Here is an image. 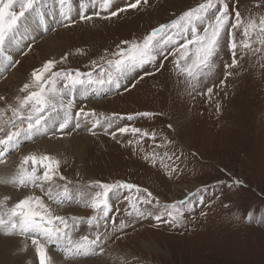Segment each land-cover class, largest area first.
Listing matches in <instances>:
<instances>
[{"label": "rangeland", "instance_id": "rangeland-1", "mask_svg": "<svg viewBox=\"0 0 264 264\" xmlns=\"http://www.w3.org/2000/svg\"><path fill=\"white\" fill-rule=\"evenodd\" d=\"M77 2L79 6V0H66L63 11L67 16L62 15L59 0H38L35 11L25 13V17L29 16L26 24L36 23L42 28V34H38L35 42L25 43L29 46L26 51H19L22 62L11 60L6 54L9 46L18 43L17 32L6 38L5 58L0 55V61L10 68L0 69V97L5 98L0 101V125L6 126L12 115L7 111L9 105L15 106L16 98L25 95L20 89L25 83H31L33 70L41 68L46 61H57L53 71L78 69L82 73L92 72L95 79L102 68L107 69L108 60L115 58L112 53L118 50V46H124L122 41L142 39L153 28L170 23L202 0H148L147 4L142 2L136 9L127 7L135 0H112L108 12L100 10V0H97L95 9L89 7L88 10L92 19L82 21L76 17H79ZM227 2L233 16L234 10L238 9L243 18L241 27L232 30L239 44L249 18H256L258 22L264 16V0ZM119 8L126 10L116 17L104 19ZM13 10L19 11L18 3ZM40 10L48 15L47 29L39 21ZM94 11L100 15H94ZM215 13L216 9H211L208 16ZM59 18L65 27L54 23ZM22 24L20 21L19 31ZM62 29L66 38L57 43L55 52L44 49L43 39H55ZM36 32L39 29L36 28ZM224 36L225 43L213 59L214 69L207 76L201 75L199 82L180 73L169 55L163 60L164 68L160 74L151 80V75H147L143 67L126 73L119 88L87 83L77 85L73 92L64 96V100L70 97V101L72 98L79 106L73 109L75 114L81 108L91 106L99 125L102 122L117 128L114 132L108 128L104 133L96 130L86 133L90 142H85L79 151L52 152L43 145L37 146L35 137L57 142L63 135H84L85 126L77 129L72 121L64 132L59 131V124L71 109L57 99L56 107L44 113L60 117L56 125L48 129L51 133L42 129L40 133L22 139L19 148L10 149L5 154L6 163L0 164V172L7 174H15L21 158L29 153L48 154L58 159L60 174L66 180L57 179L54 183L61 191L67 184L71 199L63 204H52L44 197L45 202L55 214L80 220L79 230L72 232L73 243L82 235L92 239L96 231L102 234L103 255L71 258L55 244L47 246L49 255L52 252L58 257L63 255V264L84 260H94L95 264H264V51L253 53L238 47L237 65L225 70L224 65L232 61V53L227 46V33ZM255 39L253 35V41ZM172 47L167 45L166 51ZM252 47L260 45L253 43ZM162 59L157 56V63ZM93 62L96 63L95 69ZM15 71L22 75L19 82L12 80L10 75ZM138 71L141 79L132 87L130 83ZM56 87L62 89L64 81L58 79ZM87 87L89 92L83 96ZM143 112L152 115H138ZM129 115L134 119L128 120ZM62 117H65L63 121L60 120ZM49 118L47 116V121ZM121 127H127L129 131L121 133ZM133 127L140 129L141 133L133 134ZM152 141L155 145L150 147ZM42 171L40 169L38 174ZM117 182L136 187L113 189L108 197L110 218L103 217L90 207L91 198L95 192L102 191L98 183L113 185ZM193 187L197 188L185 194V190ZM137 188L151 192L155 198L152 203H141L140 198L146 197V193L137 192ZM24 189L27 188L0 183V199L10 196L8 204L11 205L33 192L43 195L38 188ZM86 194L87 199L80 202ZM174 196L177 199L171 201ZM133 202L143 215H137L131 206ZM171 205L175 208H170ZM168 211L177 217L178 223L170 222ZM157 215H161V220L155 218ZM93 216L99 220V229L95 226L90 229L87 225V220ZM121 222L126 225L123 230L119 229ZM16 237L0 234V238ZM27 244L20 248L23 255L29 252L26 264H39L30 238ZM19 252V249L13 251L12 256L16 258ZM120 256L124 257L123 262H120ZM51 259L54 264L55 260Z\"/></svg>", "mask_w": 264, "mask_h": 264}, {"label": "snow or ice", "instance_id": "snow-or-ice-1", "mask_svg": "<svg viewBox=\"0 0 264 264\" xmlns=\"http://www.w3.org/2000/svg\"><path fill=\"white\" fill-rule=\"evenodd\" d=\"M59 2L62 6V15L67 16V13L63 11L66 0H59ZM142 2L147 4L148 0H135V2L129 3L127 7L136 9ZM17 3L19 4L18 12L13 10ZM37 3L38 0H0V54L4 51L6 38L18 30L19 22L22 17H25L26 12L35 11ZM96 3L97 0H79V18L81 20L92 19V16L86 15V13L89 7L94 10ZM111 5L112 0H100L101 11L108 12ZM211 9H216V13L209 17L208 13ZM125 10V8L112 10L110 15L105 16L104 19L116 17L119 12ZM93 14L99 16L100 12L94 11ZM205 21H207L206 25ZM242 23L243 18L240 11L235 9L233 16L227 0H202L196 7L184 11L170 23H163L153 28L142 39L122 41L124 46H118V50L112 53L115 58L108 60L107 69L102 68L95 79H93L92 72L82 73L78 69L53 71L57 61H46L41 68L33 70L31 83H25L20 89L25 95L17 97L16 105H9L7 109L12 115L6 122V126L0 125V164L6 163L5 154L10 149L19 148L22 139L40 132L44 126L42 121L47 122V116L44 115L46 110L55 108L57 99L63 103L64 96L73 92L77 85L87 83L119 88L120 80L126 73L137 68H143L148 64H152L155 71L158 72L164 68L163 60H167L169 55L173 57V63L180 73L186 75L191 81L199 82L201 75L207 76L214 69L213 57L225 43V33L228 37L227 46L232 53V61L230 64L224 65L225 70L237 65L238 47L253 53L264 51V16H261L258 22L256 18H249L243 27V39L238 44L232 30L239 29ZM199 25L204 26L199 27ZM253 35L256 38L255 41H253ZM253 43H258L260 47L253 48ZM167 45H173V47L166 51ZM157 56L163 58L160 63H157ZM92 67L95 69V62H93ZM146 74L154 75L155 73L147 72ZM227 74L231 75V73ZM58 79L64 81L62 89L56 87ZM132 87H135V84H132ZM208 92L211 93L212 89L209 88ZM4 99V97H0V101ZM67 106L71 109L70 101ZM81 115L87 118L94 113L85 112L81 108L76 113L74 126L77 129L81 126L79 121ZM138 115L149 117L152 114L143 112L138 113ZM127 119L132 120L134 117L129 115ZM71 121L72 117L67 116L59 124V131L64 132ZM99 123L97 120L93 127L98 126ZM89 131L92 129L89 128ZM119 131L126 133L129 129L121 127ZM131 132L133 134L141 133V130L133 127ZM92 134L95 135L94 132ZM142 134L148 135L147 133ZM60 163L58 159L48 154L29 153L21 158L15 174L9 180H0V183H7L15 188H38L43 194L36 195L35 192L27 194L23 199H19L11 205L8 204L11 199L10 196L6 195L0 199V234L30 238L32 245L35 246L39 264H52L47 246L58 244L61 241L66 242V251L72 252L74 250L75 255L87 257L103 255L104 253L102 234L99 231L93 234L94 238L92 239L88 235H82L79 242L73 243L72 232L79 230L80 220L76 217L69 219L57 215L49 206V203L63 204L71 199L67 184L62 186L61 191L54 183L57 179L66 180V177L60 174ZM40 169L43 171L38 174ZM98 187L102 191L94 193L90 207L95 212L102 213L103 217L110 218L109 193L115 188L131 190L136 186L117 182L113 185L98 183ZM137 192L146 193V197L140 198L141 203L150 204L155 199L152 197V193L146 189L137 188ZM44 197H47L49 203L45 202ZM131 206L137 215H143L135 202ZM169 207L175 208V205ZM167 214L171 218L170 222L178 223L177 217L171 211H168ZM155 218L161 220V215H157ZM87 225L90 229L94 226L99 229L100 223L97 216L88 219ZM125 227L123 222L119 224L120 230ZM113 231H116L115 227H113Z\"/></svg>", "mask_w": 264, "mask_h": 264}, {"label": "bare ground", "instance_id": "bare-ground-1", "mask_svg": "<svg viewBox=\"0 0 264 264\" xmlns=\"http://www.w3.org/2000/svg\"><path fill=\"white\" fill-rule=\"evenodd\" d=\"M79 11H80V9H78ZM78 13V12H77ZM46 14H49L48 12H46ZM28 16V15H27ZM25 17V20H21V22L23 23L22 25H23V27H22V29H21V31H19V30H17L16 32H17V36H16V41L18 42V43H16V44H12L11 46H9V47H11L8 51H7V53L6 54H8V58L9 59H11V60H14V59H16V60H20V62H22L21 60L23 59H20L19 58V51L22 53V51H26L27 49H28V45L27 44H25V43H27L28 42V44H31V43H33V42H35L34 41V39L36 38V37H38V34L39 33H41L42 34V28H40V26L39 25H37L36 23H32V24H30V26L29 25H27L26 24V22L29 20V16L28 17ZM76 17H78V15L76 16ZM76 17H74V18H72V19H68L69 21L68 22H70L71 20H74ZM39 21H40V23H41V25H43V27L45 28L46 27V23H47V21H48V15L47 16H45V12H43L42 10H40V12H39ZM60 22H62V19L61 18H59L57 21H55L54 23L55 24H58L59 26L58 27H65L66 25L65 24H60ZM67 22V23H68ZM53 23V24H54ZM24 25H25V27H24ZM56 27H57V25H56ZM56 27H54V28H56ZM36 28L37 29H39V32H36ZM45 29H47V28H45ZM53 29V26H51V29L50 30H52ZM61 32L59 33V36L58 37H55V39H53V38H50V37H46L45 39H43V40H45L44 41V43H43V48L44 49H48L50 52H55V50H56V48H57V43H62L63 42V40L66 38V33H64L65 31L62 29V30H60ZM15 32V33H16ZM13 36H14V34H13ZM40 37V36H39ZM38 39V38H37ZM1 55V57H3V58H5L4 56H3V53L2 54H0ZM28 58V57H27ZM8 69V68H10V66L9 65H4V64H2V61H0V69ZM11 75V77H12V80H14L15 79V81L16 82H19V80L21 79V77H22V75H20L19 73H17L16 71L15 72H13L12 74H10ZM23 80V79H22ZM8 81V80H7ZM10 82H8V84H9ZM6 86V85H5ZM7 87V86H6ZM9 87V86H8ZM5 89V88H4ZM1 91H3V90H1ZM89 92V89H88V87L86 88V91H83V96H85V93H88ZM69 94H67V96H68ZM83 98H85V97H82V99ZM96 100V99H95ZM70 101V97L67 99V100H64V102H65V105H66V107L68 108V106H67V104H68V102ZM71 104H72V107H71V110H69L70 112L66 115V116H71L72 117V122L74 123H76V114H75V112L73 111V109L74 108H77V107H79V106H76V102H73V100H72V98H71ZM79 104V103H78ZM91 105V104H90ZM71 111H73L72 113H71ZM84 111L85 112H90V113H93L92 111H93V109L91 108V106H89V107H87V108H85L84 109ZM47 116L48 117H50L49 118V120L47 121V122H44L43 121V127L41 128V130L42 129H44V130H46V132H47V134H50L51 132H49V128H51V127H54V125H56V123L55 122H57V120L60 118H57V116H55V115H50V114H47ZM52 116V117H51ZM63 118H65V117H62L60 120H62ZM63 121V120H62ZM79 121H80V125L81 126H85L84 128H83V132H84V135H79L80 137H78V135H76V136H66V135H63V137H62V140H59V141H53V142H48L47 140H45V139H42L41 138V140L39 139V137H35V141H36V143H37V146H42L43 145V147H47L50 151H52V152H57L58 150H64V149H70V150H73V151H79V149H82L83 148V146H84V143L85 142H90V137H87L86 136V133H90V132H92L93 130H96L97 132H106V130L109 128L110 130V132H114V131H116L117 130V128H112V127H109L108 126V124H104V123H102L101 122V124L102 125H98V126H95V127H93V126H91L92 125V123L94 122V121H96V119L93 117V115H91L90 117H87V118H85V117H81L80 116V118H79ZM75 123H74V125H75ZM88 126H90V128L92 129V131H89V128H88ZM75 127V126H74ZM41 130H40V132H41ZM55 130H56V128L53 130L54 132H55ZM40 132H38V133H40ZM53 132V133H54ZM117 133V132H116ZM45 135V134H44ZM67 135H69V133L67 134ZM46 138V137H45ZM30 140V139H29ZM28 140V141H29ZM7 165V164H6ZM14 174H12V173H9V174H7V173H5L4 171L3 172H0V180H4V181H7L8 179H10L12 176H13ZM197 187H193V188H190L189 190H185V191H187V192H185V194H190L192 191H194L195 189H196ZM28 189V188H27ZM27 189H24V190H27ZM30 189V188H29ZM28 189V190H29ZM31 190V189H30ZM6 191V190H5ZM8 191V190H7ZM35 191V190H34ZM30 192V191H29ZM31 192H33V191H31ZM25 193V192H24ZM195 193V192H194ZM193 194V193H192ZM16 195V194H15ZM21 195V194H20ZM88 195L86 194V195H84L83 196V198L81 199V201L80 202H84V200L85 199H87L86 197H87ZM2 196H1V193H0V198H1ZM75 197V196H74ZM183 197V196H182ZM184 198V197H183ZM174 199H177V197H171L170 198V200L171 201H173ZM27 240H29V238H27V239H25V237H23V236H17L15 239L14 238H8V239H6V238H0V264H21L22 262L24 263L25 262V259L26 258H29L30 257V255H29V252H27V253H25L24 255L22 254L23 253V251H21V247H24V246H26L25 244H27ZM74 240L75 239H72V241L74 242ZM26 241V242H25ZM25 242V243H24ZM30 242V241H29ZM77 242H79V241H77ZM28 245V244H27ZM55 245H57L58 247H59V249L60 248H62V250L64 251V253L65 254H67L69 257H71L72 258V256H77V255H75L74 254V250L72 251V252H68V251H66V242H63V241H61V242H59L58 244H55ZM20 250V252H19V256L17 255L16 256V258H14L13 256H12V252L13 251H15V250ZM21 253V254H20ZM107 253V252H106ZM18 254V253H17ZM31 254V253H30ZM51 255V257L55 260V262H54V264H63V261H62V256L61 257H58V255L57 254H55V253H51L50 254ZM127 255V254H126ZM130 256V255H129ZM64 257V256H63ZM99 257V256H98ZM107 257V256H106ZM105 257V258H106ZM116 257H117V254H116ZM34 258H35V256H34ZM120 258V259H119ZM118 259L120 260V262H123V258H121V256L119 257ZM128 258V257H127ZM33 258L31 257L30 258V260H32ZM126 259V258H125ZM113 260V259H112ZM94 261V260H93ZM92 260H87V261H77V262H74V261H69L68 262V264H95V262H93ZM115 261H118V260H115ZM112 262V261H111ZM116 263V262H115ZM24 264H26V262L24 263ZM99 264V263H98ZM118 264V263H117Z\"/></svg>", "mask_w": 264, "mask_h": 264}]
</instances>
